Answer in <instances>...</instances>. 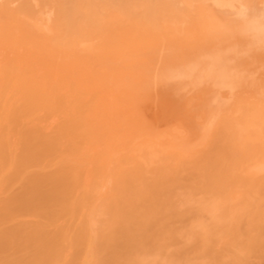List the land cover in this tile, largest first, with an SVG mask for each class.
Instances as JSON below:
<instances>
[{
    "label": "bare ground",
    "instance_id": "bare-ground-1",
    "mask_svg": "<svg viewBox=\"0 0 264 264\" xmlns=\"http://www.w3.org/2000/svg\"><path fill=\"white\" fill-rule=\"evenodd\" d=\"M0 264H264V0H0Z\"/></svg>",
    "mask_w": 264,
    "mask_h": 264
}]
</instances>
